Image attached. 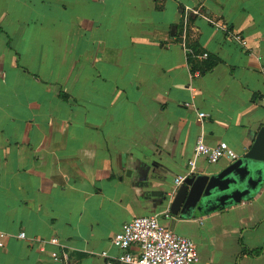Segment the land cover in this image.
Here are the masks:
<instances>
[{"label": "crops", "instance_id": "0c3cea01", "mask_svg": "<svg viewBox=\"0 0 264 264\" xmlns=\"http://www.w3.org/2000/svg\"><path fill=\"white\" fill-rule=\"evenodd\" d=\"M185 13L209 53L196 64L216 62L196 79ZM263 99L264 0H0V264H105L141 216L192 240L199 264H264V183L240 204L170 210L200 137L238 158L264 141ZM195 162L210 176L232 163Z\"/></svg>", "mask_w": 264, "mask_h": 264}, {"label": "built area", "instance_id": "2783aa9c", "mask_svg": "<svg viewBox=\"0 0 264 264\" xmlns=\"http://www.w3.org/2000/svg\"><path fill=\"white\" fill-rule=\"evenodd\" d=\"M200 16V12H195ZM210 24H213L217 29L228 35L231 40L239 43L245 49H248V41L243 39L242 35L230 31L224 24L218 23L210 18L203 17ZM180 36V45L187 54V59L191 68V75L193 79L200 78L203 74L200 68H193L192 61L203 62L209 59V53L197 51L188 43L190 34V15L185 13L183 15ZM264 104V99H263ZM187 107H192V103H186ZM206 116L205 113H198L199 120L202 121ZM195 160L203 158L211 165L217 164L223 158L230 161L238 159L235 152H233L226 143H219L211 147L205 143L203 137L197 140L195 146ZM189 161L188 174L185 176H178L175 179L176 187H180L184 180L198 173L195 160ZM166 218H171V213L168 211L165 214ZM122 230L114 235L111 244L119 253L115 256H110L106 251L102 252L100 256L105 260V264H199L200 257L195 243L183 236L177 235L172 230L162 226L157 216H141L130 222H127L121 227ZM9 234L0 230V249L6 247V242ZM19 240H26L28 237L25 232L19 233L16 236ZM38 244H45L43 241H36ZM48 243L54 246H59V239L52 238ZM44 246V245H43ZM42 246V247H43ZM68 260L67 253L63 255L54 251L51 257L54 262Z\"/></svg>", "mask_w": 264, "mask_h": 264}, {"label": "water", "instance_id": "95a60500", "mask_svg": "<svg viewBox=\"0 0 264 264\" xmlns=\"http://www.w3.org/2000/svg\"><path fill=\"white\" fill-rule=\"evenodd\" d=\"M264 133V129L262 131ZM264 183V141L217 174L187 177L170 203V210L190 218L198 210L221 209L252 198Z\"/></svg>", "mask_w": 264, "mask_h": 264}, {"label": "trees", "instance_id": "16d2710c", "mask_svg": "<svg viewBox=\"0 0 264 264\" xmlns=\"http://www.w3.org/2000/svg\"><path fill=\"white\" fill-rule=\"evenodd\" d=\"M216 65V62H206L203 65H198L196 64V61H192V66L193 68H200L202 72H207L210 71L214 66ZM246 253L251 254V255H257L258 251H252V250H245Z\"/></svg>", "mask_w": 264, "mask_h": 264}]
</instances>
